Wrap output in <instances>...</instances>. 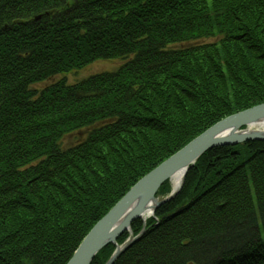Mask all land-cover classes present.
I'll list each match as a JSON object with an SVG mask.
<instances>
[{"label":"trees","instance_id":"trees-1","mask_svg":"<svg viewBox=\"0 0 264 264\" xmlns=\"http://www.w3.org/2000/svg\"><path fill=\"white\" fill-rule=\"evenodd\" d=\"M263 102L264 0H0V264H67L141 177ZM146 226L114 264H264V140L206 151Z\"/></svg>","mask_w":264,"mask_h":264},{"label":"water","instance_id":"water-1","mask_svg":"<svg viewBox=\"0 0 264 264\" xmlns=\"http://www.w3.org/2000/svg\"><path fill=\"white\" fill-rule=\"evenodd\" d=\"M249 140H264V102L224 117L164 160L140 180L93 226L67 264H91L99 251L109 244L116 250L105 264H114L138 237L124 244L118 238L131 230V224L150 211L153 214L163 203L172 199L182 187L189 169L209 149L235 145ZM183 171L181 183L169 196L159 198L162 184Z\"/></svg>","mask_w":264,"mask_h":264},{"label":"rangeland","instance_id":"rangeland-1","mask_svg":"<svg viewBox=\"0 0 264 264\" xmlns=\"http://www.w3.org/2000/svg\"><path fill=\"white\" fill-rule=\"evenodd\" d=\"M119 65V62L118 61H116V60H98V61H95V62H93V63H91L90 65H88V66H86L85 68H83L81 71H78V72H76L75 74L74 73H71V74H69L68 75V79H69V81H71V82H74V81H76V80H81V79H84V78H86V77H88V76H90V75H93V74H96V73H100V72H104V71H111V70H115V68L117 67ZM187 174H188V172H187ZM187 174H186V177H187ZM186 177H185V180H186ZM142 178V177H141ZM140 178V179H141ZM139 179V180H140ZM166 182V181H165ZM164 182V183H165ZM163 183V184H164ZM170 183H171V191H169L168 193H160V194H158L157 193V196L159 197V198H165V197H167V196H169L170 195V193L172 192V190L174 189V186H173V182H172V179L170 180ZM184 183H185V181H184ZM184 183H183V185H184ZM162 184V185H163ZM183 185H182V187L179 189V191L175 194V196L181 191V189L183 188ZM174 196V197H175ZM171 200V199H170ZM169 200V201H170ZM160 207V206H159ZM158 207V208H159ZM157 208V209H158ZM156 209V210H157ZM151 216H154V217H156V211L153 213V214H149V215H147V216H144V218H142V220H143V227H142V230H141V232H140V234L139 235H141L144 231H145V228L147 227L146 225H147V219L149 218V217H151ZM135 221V220H134ZM133 221V222H134ZM133 222H132V224H133ZM132 224H131V230H129L130 232H131V236L128 238V239H131V238H134V237H136V236H134L133 235V233H132ZM138 235V236H139ZM127 239V240H128ZM126 240V241H127ZM125 241V242H126ZM124 242V243H125ZM123 243V244H124ZM116 250V249H115ZM94 260V259H93ZM93 262V261H92ZM91 262V263H92Z\"/></svg>","mask_w":264,"mask_h":264},{"label":"bare ground","instance_id":"bare-ground-1","mask_svg":"<svg viewBox=\"0 0 264 264\" xmlns=\"http://www.w3.org/2000/svg\"><path fill=\"white\" fill-rule=\"evenodd\" d=\"M183 177V171H180L178 173H176L173 178H172V182H173V186L174 188H177L179 186V184L181 183ZM150 214V211H148L147 213L144 214V216H147Z\"/></svg>","mask_w":264,"mask_h":264}]
</instances>
